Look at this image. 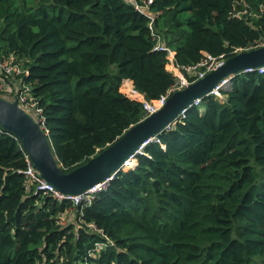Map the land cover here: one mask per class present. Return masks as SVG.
Listing matches in <instances>:
<instances>
[{"label":"trees","instance_id":"obj_1","mask_svg":"<svg viewBox=\"0 0 264 264\" xmlns=\"http://www.w3.org/2000/svg\"><path fill=\"white\" fill-rule=\"evenodd\" d=\"M147 11L158 14L152 30L130 0H0V61L25 69L5 81L30 86L63 172L145 118L124 81L148 102L178 81L152 31L189 84L186 68L205 55L264 44V0H152ZM219 94L189 107L89 204L38 190L0 127V264H264V68Z\"/></svg>","mask_w":264,"mask_h":264},{"label":"water","instance_id":"obj_2","mask_svg":"<svg viewBox=\"0 0 264 264\" xmlns=\"http://www.w3.org/2000/svg\"><path fill=\"white\" fill-rule=\"evenodd\" d=\"M264 68V45L241 51L220 62L203 78L170 94L156 112L127 129L121 137L108 145L80 167L65 173L41 127L17 102L0 98V127L11 132L39 173L41 179L63 195L78 196L88 189L111 179L124 162L138 154L142 145L155 139L195 101L212 95L225 79L230 81L248 69Z\"/></svg>","mask_w":264,"mask_h":264},{"label":"built area","instance_id":"obj_3","mask_svg":"<svg viewBox=\"0 0 264 264\" xmlns=\"http://www.w3.org/2000/svg\"><path fill=\"white\" fill-rule=\"evenodd\" d=\"M151 1L152 0H130L131 4L133 5L134 9L137 12H140L141 14H145L150 19L149 27L152 30L151 28L152 22L158 14L155 13L148 14L147 11L148 5L151 4ZM152 38L157 41L154 50H160V51L163 50L168 53L167 56L169 60L168 68L177 77L178 81L172 86V88L168 91L167 94L161 96L158 100L151 102L146 101L143 95L138 93L133 88L131 83H127L125 81L122 83L121 91L123 92V94H125L130 99H134L142 103L146 115L145 117L156 112L160 107H162L170 94H172L175 91L183 89L184 86H187L189 84L187 80L178 71L176 66L173 64L174 53L160 44L159 37L155 36L153 31H152ZM222 61L224 60L217 61L209 57L208 55H205V58L200 63H198L195 66L186 68V71L192 74L196 78V80H199L203 78L207 73L214 70ZM256 70L259 74L263 73V67L258 68ZM252 71L254 70L248 69L245 72H252ZM23 74H25V69L18 62L8 59L0 61V94L3 95V96L0 95V98H3L10 102L16 101L18 107L21 108L23 111H25L41 127V124L43 123V117L41 116V109L36 107V103L29 96L30 86L26 84H20V86H18V88L15 91H12L11 88L8 87V84L5 81V78L7 77H16ZM229 82L230 79H225L222 82H220V84L215 88L213 95L220 96L219 90L223 87H226V85ZM6 94H9V96L7 97ZM198 103L199 100L195 101L194 104H198ZM184 112L185 111L181 113V116H183ZM150 141L151 140L144 143L142 147H144ZM142 147L140 149H142ZM135 155L136 154L132 155L129 159H127L124 162L120 171L127 170L136 164ZM24 157L26 159L27 167L23 173L26 176V178L30 182L34 183L38 190L53 196L55 200L58 202L68 201L76 205L80 203L89 204L93 196L96 193H98L100 190L104 189L107 186L108 182L112 179V178L108 179L103 183L88 189L83 194L78 196L63 195L58 191H56L51 185L47 184L43 179L40 178L39 173L33 167L31 160L29 159V157L25 152H24Z\"/></svg>","mask_w":264,"mask_h":264},{"label":"rangeland","instance_id":"obj_4","mask_svg":"<svg viewBox=\"0 0 264 264\" xmlns=\"http://www.w3.org/2000/svg\"><path fill=\"white\" fill-rule=\"evenodd\" d=\"M167 68V70L168 71H170L169 70V68H168V66L166 67ZM112 70H113V72H115L116 71V68H115V66H113L112 67ZM171 72V71H170ZM173 73V72H172ZM231 82V81H230ZM230 82L226 85V87L230 84ZM224 88V87H223ZM221 98H222V96H221ZM139 152H141V149L139 150ZM73 221V219L71 218V216H64V219H63V224L64 225H68V224H70V222H72Z\"/></svg>","mask_w":264,"mask_h":264},{"label":"crops","instance_id":"obj_5","mask_svg":"<svg viewBox=\"0 0 264 264\" xmlns=\"http://www.w3.org/2000/svg\"><path fill=\"white\" fill-rule=\"evenodd\" d=\"M125 82H127V83H131V82H129V81H125ZM128 85V84H127Z\"/></svg>","mask_w":264,"mask_h":264},{"label":"bare ground","instance_id":"obj_6","mask_svg":"<svg viewBox=\"0 0 264 264\" xmlns=\"http://www.w3.org/2000/svg\"><path fill=\"white\" fill-rule=\"evenodd\" d=\"M186 86H184L183 88H185Z\"/></svg>","mask_w":264,"mask_h":264}]
</instances>
